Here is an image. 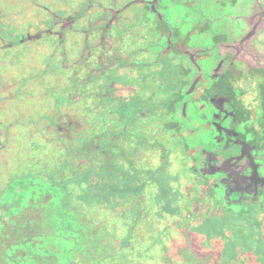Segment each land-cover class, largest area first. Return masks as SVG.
I'll use <instances>...</instances> for the list:
<instances>
[{
	"label": "flooded vegetation",
	"instance_id": "1",
	"mask_svg": "<svg viewBox=\"0 0 264 264\" xmlns=\"http://www.w3.org/2000/svg\"><path fill=\"white\" fill-rule=\"evenodd\" d=\"M261 232L264 0H0V264H233Z\"/></svg>",
	"mask_w": 264,
	"mask_h": 264
},
{
	"label": "rangeland",
	"instance_id": "2",
	"mask_svg": "<svg viewBox=\"0 0 264 264\" xmlns=\"http://www.w3.org/2000/svg\"><path fill=\"white\" fill-rule=\"evenodd\" d=\"M253 217V216H252ZM233 220L234 221H242L243 220V216L240 214V215H235L233 217ZM251 226L253 224H255V221H251ZM242 229H243V232H244V236L247 238L248 235H250V230H255V232L257 233L258 230L257 228H255L254 226L253 227H246L245 225V222L242 224ZM235 239L237 238V236L235 235L234 236ZM246 238H244L242 240V243L241 244H236V248L237 249H234V253H235V256H236V260L235 262H233V264H244V263H247V262H251L250 264H264V233L261 232V238L259 239L258 237H254V239L250 242L248 241H245ZM250 239V238H249ZM236 243V241H235ZM248 254V255H247ZM251 255V256H250ZM224 256H226V252H224ZM253 256V257H252ZM258 257L259 259H257L256 257ZM230 257V256H229ZM225 259V258H224ZM223 259V263H219V264H225L226 263V260ZM232 264V263H231Z\"/></svg>",
	"mask_w": 264,
	"mask_h": 264
},
{
	"label": "water",
	"instance_id": "3",
	"mask_svg": "<svg viewBox=\"0 0 264 264\" xmlns=\"http://www.w3.org/2000/svg\"><path fill=\"white\" fill-rule=\"evenodd\" d=\"M261 180H262V177H261ZM238 186V185H237ZM247 187L249 186V185H246ZM251 186V185H250ZM240 188H241V186H240ZM240 188H238L237 187V191H240ZM236 191V190H235ZM252 192H255V190L254 189H252Z\"/></svg>",
	"mask_w": 264,
	"mask_h": 264
}]
</instances>
